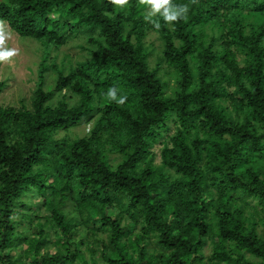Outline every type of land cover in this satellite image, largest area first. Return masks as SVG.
<instances>
[{"label":"trees","instance_id":"trees-1","mask_svg":"<svg viewBox=\"0 0 264 264\" xmlns=\"http://www.w3.org/2000/svg\"><path fill=\"white\" fill-rule=\"evenodd\" d=\"M173 4L157 30L139 0H0L45 53L29 106L0 102V264H264V0Z\"/></svg>","mask_w":264,"mask_h":264},{"label":"rangeland","instance_id":"rangeland-1","mask_svg":"<svg viewBox=\"0 0 264 264\" xmlns=\"http://www.w3.org/2000/svg\"><path fill=\"white\" fill-rule=\"evenodd\" d=\"M5 41L2 45L3 49L14 50L15 55L8 60L0 62V82L6 83V88L1 97V104L4 106H22L30 104V98L33 91L36 89L39 81V66L42 64V56L45 53L42 45L32 39H24L14 34L9 30L7 25L2 24ZM148 44H154L157 48H160L161 42L157 35L151 33L147 37ZM84 45V39L70 40L66 46H63L60 50L52 52L51 57L58 56V62L65 56H69L73 59V65L77 62L84 60L87 56V52L82 49ZM157 56L153 55L151 58V65L155 66ZM63 64V63H61ZM62 68V67H60ZM46 85L53 84L57 73L54 70H47L45 73ZM173 81L171 80V86ZM92 124L82 122L77 127H73L70 130H63L57 134L56 138H69L76 139L87 135L91 129ZM160 155L155 158V163L158 164ZM40 198L34 197L32 203H37L41 207ZM25 200H29L26 198ZM110 209L108 210V212ZM114 213L116 210H113ZM101 227V225H99ZM99 227V228H100ZM210 250H206V254H209ZM100 255V253H99Z\"/></svg>","mask_w":264,"mask_h":264},{"label":"clouds","instance_id":"clouds-1","mask_svg":"<svg viewBox=\"0 0 264 264\" xmlns=\"http://www.w3.org/2000/svg\"><path fill=\"white\" fill-rule=\"evenodd\" d=\"M110 3L119 7H124L129 3V0H110ZM140 5H147L148 11L144 16L146 22L151 23L157 30L160 29V20L163 19L166 24H173L181 19H187V13L190 10L188 4L176 5L173 0H139ZM2 26V23H0ZM5 41L3 28L0 27V62L8 60L15 55L14 50H6L2 48ZM107 96L115 101L118 105H124L127 101L126 95L118 96V89L116 87L109 88Z\"/></svg>","mask_w":264,"mask_h":264}]
</instances>
